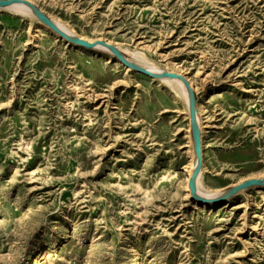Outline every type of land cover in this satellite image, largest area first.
<instances>
[{
	"label": "rangeland",
	"instance_id": "1",
	"mask_svg": "<svg viewBox=\"0 0 264 264\" xmlns=\"http://www.w3.org/2000/svg\"><path fill=\"white\" fill-rule=\"evenodd\" d=\"M29 1L190 79L204 191L264 178V0ZM188 104L105 48L0 11V264H264V184L215 205L191 195Z\"/></svg>",
	"mask_w": 264,
	"mask_h": 264
},
{
	"label": "water",
	"instance_id": "2",
	"mask_svg": "<svg viewBox=\"0 0 264 264\" xmlns=\"http://www.w3.org/2000/svg\"><path fill=\"white\" fill-rule=\"evenodd\" d=\"M18 1H23L24 3L30 5L32 8H34L36 15L43 20L45 23H47L52 29H54L60 36L65 38L66 40L73 42L75 44L88 47V48H93L95 47L98 43L107 45L108 47L111 48L113 53L117 56V58L120 59L122 63H124L126 66L140 71L146 75H149L154 78H158L161 76H170V77H179L180 79L183 80L184 84L189 90L190 93V120H191V129H192V136H193V141H194V149L197 157V167L194 170L192 180L189 183L190 189L192 196L194 199H197L199 201H206L203 197L199 196L197 194V189H196V179L197 176L202 168V162H203V156H202V142H201V130L200 126L198 124V119H197V106H196V97L193 88L191 87L189 81L181 74L170 72V71H164L163 73H157L154 71H151L138 63H135L131 60H128L124 54L114 45L108 44L106 41H94V42H89L86 40H83L78 37H72L69 34L65 33L62 31L55 23L52 21L50 17H48L44 12H42L40 9H38L33 3H31L28 0H0V6L8 5L13 2H18ZM264 184V178H256V179H248L246 181H243L242 183H239L238 185L232 187L231 189L228 190V192L220 197V200L229 197L236 192L240 191L241 189L253 186V185H263Z\"/></svg>",
	"mask_w": 264,
	"mask_h": 264
},
{
	"label": "bare ground",
	"instance_id": "3",
	"mask_svg": "<svg viewBox=\"0 0 264 264\" xmlns=\"http://www.w3.org/2000/svg\"><path fill=\"white\" fill-rule=\"evenodd\" d=\"M29 1V0H28ZM31 2V1H30ZM32 3V2H31ZM0 11H9V12H12V13H16V14H20L22 16H29V17H32V18H35L39 21L40 25H42L43 27L45 28H48L50 30H52L54 33L58 34L54 29H52L47 23H45L43 20H41L35 13V10L34 8H32L30 5L24 3L23 1H18V2H13V3H10L8 5H4V6H0ZM54 21V20H52ZM54 23L62 30L64 31L65 33H67L66 29L62 26V25H59L57 24L55 21ZM69 34V33H67ZM70 35V34H69ZM72 37H75L73 35H70ZM78 38H81L82 37H78ZM84 40V39H83ZM97 41H102V40H97ZM90 42V41H89ZM107 42V41H106ZM108 44H110L109 42H107ZM112 45V44H111ZM95 47H102V48H105L106 50L110 51L111 53H113V51L111 50L110 47H108L107 45H103V44H100L98 43ZM136 57H139L144 63H147L148 62V58L146 56H143L141 55L140 53H135ZM126 57V56H125ZM119 59V58H118ZM120 60V59H119ZM139 64V63H138ZM141 65V63H140ZM151 71H154V72H157V73H160L158 72L157 70H154V69H150L148 68L146 65H141ZM128 67V66H127ZM130 68V67H128ZM163 73V71L161 72ZM179 74V73H178ZM182 75V74H181ZM184 76V75H183ZM185 77V76H184ZM186 78V77H185ZM158 79H161L162 81L166 82L168 85L171 86V88L176 92V94L180 95L183 97L184 100H186V102H188L190 104V93H189V90L188 88L186 87V85L184 84L183 80L180 79L179 77H170V76H161V77H158ZM191 87L193 88L192 86V83L190 81V79L187 77L186 78ZM194 89V88H193ZM188 104L189 108H190V105ZM190 111V109H189ZM199 124V123H198ZM201 142L203 143V139L201 137ZM193 167V168H192ZM192 171L190 173V176L188 178V181L190 182L192 180V177H193V173H194V170L196 169L197 167V158H196V162L195 164H193L192 166ZM202 173H203V170L201 168L198 176H197V179H196V189H197V194L201 197H203L204 199H206V201H203V204L204 205H215L217 204L219 201H220V197L221 196H217V193H213V191H204L200 185V178L202 176ZM191 177V178H190ZM191 191V189H190ZM241 192V191H240ZM243 192V191H242ZM227 193V192H226ZM192 195V193H191ZM225 195V194H224ZM222 195V196H224ZM237 195V194H236ZM235 196V195H234ZM202 202V201H201ZM202 205V204H201ZM209 207V206H208ZM133 257V256H132ZM134 258V257H133Z\"/></svg>",
	"mask_w": 264,
	"mask_h": 264
}]
</instances>
